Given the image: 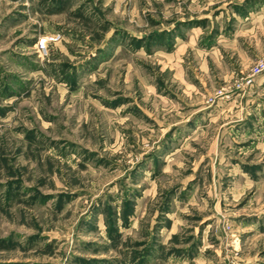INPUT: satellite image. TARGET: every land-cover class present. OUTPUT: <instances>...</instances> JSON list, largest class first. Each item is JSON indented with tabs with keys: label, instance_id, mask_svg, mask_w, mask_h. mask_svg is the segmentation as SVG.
I'll return each mask as SVG.
<instances>
[{
	"label": "rangeland",
	"instance_id": "rangeland-1",
	"mask_svg": "<svg viewBox=\"0 0 264 264\" xmlns=\"http://www.w3.org/2000/svg\"><path fill=\"white\" fill-rule=\"evenodd\" d=\"M262 62L264 0H0V264H264Z\"/></svg>",
	"mask_w": 264,
	"mask_h": 264
},
{
	"label": "built area",
	"instance_id": "built-area-1",
	"mask_svg": "<svg viewBox=\"0 0 264 264\" xmlns=\"http://www.w3.org/2000/svg\"><path fill=\"white\" fill-rule=\"evenodd\" d=\"M62 39V36L60 34H57V35H53L51 36L50 38H46V39H43L40 44H39V48L42 52H46L47 50V46H48V40L52 41V42H57L59 40ZM262 72H264V62L260 63L259 65H257L255 68H254V76L256 75H260Z\"/></svg>",
	"mask_w": 264,
	"mask_h": 264
}]
</instances>
